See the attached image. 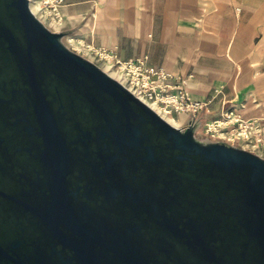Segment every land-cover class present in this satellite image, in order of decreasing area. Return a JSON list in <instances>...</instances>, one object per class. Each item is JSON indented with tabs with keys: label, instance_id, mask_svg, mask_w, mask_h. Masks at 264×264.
Listing matches in <instances>:
<instances>
[{
	"label": "water",
	"instance_id": "water-1",
	"mask_svg": "<svg viewBox=\"0 0 264 264\" xmlns=\"http://www.w3.org/2000/svg\"><path fill=\"white\" fill-rule=\"evenodd\" d=\"M29 0H0V264H264V157L176 127Z\"/></svg>",
	"mask_w": 264,
	"mask_h": 264
},
{
	"label": "crops",
	"instance_id": "crops-1",
	"mask_svg": "<svg viewBox=\"0 0 264 264\" xmlns=\"http://www.w3.org/2000/svg\"><path fill=\"white\" fill-rule=\"evenodd\" d=\"M60 12L67 35L190 75V100L207 102L197 131L234 109L260 119L264 142V0H63Z\"/></svg>",
	"mask_w": 264,
	"mask_h": 264
},
{
	"label": "built area",
	"instance_id": "built-area-1",
	"mask_svg": "<svg viewBox=\"0 0 264 264\" xmlns=\"http://www.w3.org/2000/svg\"><path fill=\"white\" fill-rule=\"evenodd\" d=\"M29 1L31 3V0ZM38 2L40 12H33L35 16L49 29L60 31L63 23L60 7L63 0ZM50 22H56L59 27L53 28ZM63 41L70 50L93 62L110 61L112 68L122 76V81L117 80L138 99L152 106L156 112L158 110L173 117L181 112L196 120L199 111L207 105V102L190 100L186 89L190 75L177 76L162 68L148 66L147 56L120 59L111 50L97 47L91 42L86 43L71 35H66ZM259 122L260 119L243 118L234 109H226L220 112L218 118L205 122L201 133L211 140L236 145L264 157V142Z\"/></svg>",
	"mask_w": 264,
	"mask_h": 264
},
{
	"label": "bare ground",
	"instance_id": "bare-ground-1",
	"mask_svg": "<svg viewBox=\"0 0 264 264\" xmlns=\"http://www.w3.org/2000/svg\"><path fill=\"white\" fill-rule=\"evenodd\" d=\"M30 7H31L32 12H34V13H38V12H40V6H39V2H38V0H31ZM50 25H51L53 28H55V29H57V28L59 27L58 24H57L56 22H50ZM67 39H68V38H67ZM102 69H103L105 72H107L110 76H112L113 78L122 81V76H121V74H120L118 71H116L115 69L112 68L110 61H105V62H103ZM150 107L153 108L152 106H150ZM153 109H154V108H153ZM154 110H155V109H154ZM157 112L160 114V116H161L162 118H164V119H165L168 123H170L171 125L176 126V125L179 124V120L176 119L175 117H173V116H169V115H165V114L159 112L158 110H157ZM176 127H178V126H176Z\"/></svg>",
	"mask_w": 264,
	"mask_h": 264
},
{
	"label": "rangeland",
	"instance_id": "rangeland-1",
	"mask_svg": "<svg viewBox=\"0 0 264 264\" xmlns=\"http://www.w3.org/2000/svg\"><path fill=\"white\" fill-rule=\"evenodd\" d=\"M61 31V30H60ZM94 63L97 64L100 68H102L103 66V62L101 60L97 61V60H94ZM179 124H180V121H179ZM176 125L178 127H183V126H180V125ZM196 132V137L198 139H202V140H208V137H206L205 135H203L201 133V131H197V129L194 130V133Z\"/></svg>",
	"mask_w": 264,
	"mask_h": 264
}]
</instances>
